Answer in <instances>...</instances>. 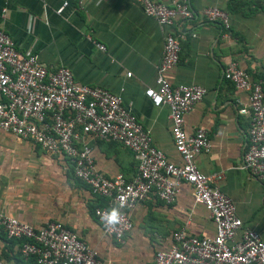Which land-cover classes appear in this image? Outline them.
Returning a JSON list of instances; mask_svg holds the SVG:
<instances>
[{"label":"crops","instance_id":"obj_1","mask_svg":"<svg viewBox=\"0 0 264 264\" xmlns=\"http://www.w3.org/2000/svg\"><path fill=\"white\" fill-rule=\"evenodd\" d=\"M151 1L184 2L193 12L191 20L173 28L180 50L167 79L204 88L202 99L183 118L186 131L204 129L210 144L194 164L205 175H221L217 186L232 201L243 226L264 236V180L251 178L240 168L248 116L238 110L246 109L247 93L222 78L223 68L232 61L253 81L264 77V8L254 0ZM63 2L67 6L58 14ZM208 6L227 13L228 31L203 19L201 11ZM0 30L19 52L33 53L54 68L66 67L77 83L119 94L153 146L176 161L167 109L154 107L143 94L156 88L162 30L135 0H82L81 6L76 0H0ZM89 145L104 176L120 173L129 179L134 174L136 163L128 150L101 141ZM98 203L74 179L63 157L47 155L34 144L0 131V210L7 216L33 227L59 221L110 264H151L155 251L166 247L170 233L177 229L213 235V224L204 208L193 203L187 186L170 204L150 196L137 205L131 213L133 228L123 244L101 235L91 215Z\"/></svg>","mask_w":264,"mask_h":264},{"label":"built area","instance_id":"obj_2","mask_svg":"<svg viewBox=\"0 0 264 264\" xmlns=\"http://www.w3.org/2000/svg\"><path fill=\"white\" fill-rule=\"evenodd\" d=\"M142 12L162 30V49L155 67V89L144 96L154 107H165L169 134L176 161H170L153 146L149 133L123 105L119 94L98 86L75 82L69 69L43 64L33 53L19 52L11 38L0 30V131L37 146L47 155L63 157L74 179L90 194L101 198L103 206L93 209L100 233L123 244L133 228L134 208L155 196L170 204L182 186L190 189L194 204L200 205L213 224L212 236H197L177 229L170 233L166 247L156 250L151 264H264V236L244 227L232 201L217 186L219 173L205 175L194 159L210 148L206 131H186L183 118L198 103L205 90L195 84H172L167 74L178 63L177 22L192 19L184 2L168 5L151 0H135ZM264 8V0H254ZM81 6L82 0H76ZM67 2L56 10L59 14ZM201 16L229 28L225 11L215 6L202 9ZM99 51L104 47L95 44ZM129 77V73H126ZM222 78L247 93L248 116L245 146L240 168L254 179L264 180V77L252 80L236 62L222 70ZM92 141L115 143L128 150L136 165L129 178L120 173L104 176L97 169ZM112 209L120 213L114 227H106L102 217ZM0 233L19 242L18 252L31 264H110L97 250L84 243L59 221H45L33 227L0 210ZM0 264H14L0 258Z\"/></svg>","mask_w":264,"mask_h":264},{"label":"trees","instance_id":"obj_3","mask_svg":"<svg viewBox=\"0 0 264 264\" xmlns=\"http://www.w3.org/2000/svg\"><path fill=\"white\" fill-rule=\"evenodd\" d=\"M71 171V169H70ZM72 173V172H71ZM73 176V175H72ZM76 180V179H75ZM78 181V180H76ZM79 182V181H78ZM80 183V182H79ZM99 199V203L97 205V207H101L103 206V201L101 200V198L97 197ZM95 208V207H94ZM93 208V209H94ZM93 209H91V215L93 216ZM94 217V216H93ZM1 235V234H0ZM3 235V234H2ZM1 235V236H2ZM2 241H3V246L0 252V258L5 261V262H12L14 264H31L32 261L31 260H24L19 252H18V246H19V242L18 241H14V240H9L6 239L4 237V235L2 236ZM13 247L16 248L15 251H13Z\"/></svg>","mask_w":264,"mask_h":264},{"label":"clouds","instance_id":"obj_4","mask_svg":"<svg viewBox=\"0 0 264 264\" xmlns=\"http://www.w3.org/2000/svg\"><path fill=\"white\" fill-rule=\"evenodd\" d=\"M106 227H114L120 221V213L117 209H112L110 212L106 213L102 218Z\"/></svg>","mask_w":264,"mask_h":264}]
</instances>
